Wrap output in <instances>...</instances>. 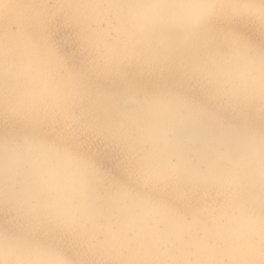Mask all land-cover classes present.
Masks as SVG:
<instances>
[{"label":"bare ground","instance_id":"obj_1","mask_svg":"<svg viewBox=\"0 0 264 264\" xmlns=\"http://www.w3.org/2000/svg\"><path fill=\"white\" fill-rule=\"evenodd\" d=\"M259 5L0 0V264H264Z\"/></svg>","mask_w":264,"mask_h":264},{"label":"snow or ice","instance_id":"obj_2","mask_svg":"<svg viewBox=\"0 0 264 264\" xmlns=\"http://www.w3.org/2000/svg\"><path fill=\"white\" fill-rule=\"evenodd\" d=\"M101 4H119L121 0H99ZM166 2L177 3L180 5H190L193 3L208 2L216 5L230 3L241 8H250L254 6L255 0H166ZM259 15L262 25H264V0H260ZM210 23V22H209ZM260 89L264 95V47L261 49L260 61ZM262 196H264V188H262ZM30 264H65L63 259L56 252L39 253L37 258Z\"/></svg>","mask_w":264,"mask_h":264}]
</instances>
